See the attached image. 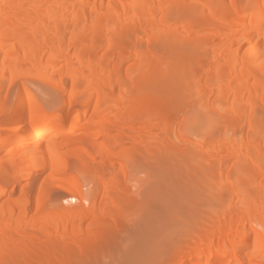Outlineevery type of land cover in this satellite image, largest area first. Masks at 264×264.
Returning a JSON list of instances; mask_svg holds the SVG:
<instances>
[{
    "label": "bare ground",
    "instance_id": "1",
    "mask_svg": "<svg viewBox=\"0 0 264 264\" xmlns=\"http://www.w3.org/2000/svg\"><path fill=\"white\" fill-rule=\"evenodd\" d=\"M1 152L0 264H264V0H0Z\"/></svg>",
    "mask_w": 264,
    "mask_h": 264
},
{
    "label": "rangeland",
    "instance_id": "2",
    "mask_svg": "<svg viewBox=\"0 0 264 264\" xmlns=\"http://www.w3.org/2000/svg\"><path fill=\"white\" fill-rule=\"evenodd\" d=\"M39 80H41V79H37V81H36L37 84L42 85V86H45V87L47 86L46 88H48L49 90H51V89H52V91L54 90V88H53L51 85H50V86H51V87H50V86L48 85V83H47V84L45 83V81H43V80H42V81H39ZM43 82H44V83H43ZM50 88H51V89H50ZM85 120H87L86 117L81 118V119H80V122H81V123H85V122H86ZM15 127H17V126H14V125H13V126H12V125H6L4 128L6 129V132H12L13 130L16 129ZM91 127H92V128H96V127H94V126H87L88 129L91 128ZM66 129H68L67 126H66L65 130H66ZM75 131H76V130H75ZM75 131H74V133H78L77 131H76V132H75ZM79 132H80V131H79ZM134 134L139 135L141 138H142V137H145V136L139 134L138 131L134 132ZM146 138H147V141H150V143H151L150 137H149V138H148V137H145L144 139H146ZM148 139H149V140H148ZM13 145H14L13 143H9V144L7 145V149L12 148ZM126 145H127L128 147L131 146V145H129V144H126ZM70 147H71V146H69L68 149H70ZM128 147H127V148H128ZM194 147H195V146H194ZM129 148H130V147H129ZM195 148L198 149V147H195ZM118 149H119V148H118ZM119 151H120V150H119ZM5 156H6V153H4V152H1V153H0V163L3 162V161L1 162L2 159L5 160V158H4ZM7 156H8V155H7ZM141 169H142V170H141ZM144 169H145V168H138L136 171L134 170V172L131 173L132 175H131V178H130V179H133V180H134V178L136 177L137 174H138V176L136 177V179H135L134 181H133V180L129 181V182H130L129 184H130L131 187H133L134 185H135V186H140V184H141L142 187L145 185V187H143V195L145 194V196H143L142 194L138 195V194H136V193L134 192V193H131L128 197H129V198L131 197L132 200H134V198L137 197V198H140V200H142V201L145 200L144 202H146V200H147L148 203H149V201L151 202V203H149V204L154 205L153 203L157 204L156 202L159 201V195H158V194H154L155 196H154V195L151 196V195H150L151 193H148V190H151V188H154V187H156L157 185H159L158 183H161V181H160L158 178H157V179H154L155 177H154V178L149 177L147 174H145L146 171H143ZM140 171H142V172H140ZM135 172H136L137 174H136ZM138 172H140V174H139ZM46 173H47V172L44 173L45 176H46ZM141 173H143V174H141ZM44 174H43V175H44ZM144 174L147 175V178H146V176H145ZM139 175H140V177H139ZM141 175L143 176V178H141ZM42 177H43V176H42ZM138 177H139V178H138ZM144 177L146 178V180H144ZM43 178H44V177H43ZM137 178H138V181H137ZM148 179H149V180H148ZM151 179H152V180H151ZM153 179H154V180H153ZM42 180H43V181H42ZM141 180H142V183L140 182ZM22 181H23V182H22ZM22 181L20 182V186L22 185L21 187H23L22 189H28L27 187H28L29 185H31V186L33 185L32 179L30 180V178H29V179H26V180L24 179V180H22ZM143 181L145 182L144 184H143ZM153 181H154V182H153ZM41 182H44V179L41 178ZM132 182H134V183H132ZM135 182L138 183V185H136ZM157 182H158V183H157ZM31 183H32V184H31ZM85 183H86V182H85ZM87 184H88V183H87ZM87 184H85V188H86V186H87V188H86L85 190H86V192L89 194L88 191L92 190V188L90 189V187H91L90 184H92V183H90V184H88V185H87ZM142 184H143V185H142ZM146 184H148V185L151 186V187L148 188V187H147L148 185H146ZM156 184H157V185H156ZM132 185H133V186H132ZM20 186L18 187V189L20 188ZM24 186H25L26 188H25ZM50 186H51V185H49V189H51V191L49 190V193L47 194V200H48V205H49L48 207H52V206H53V207H58V206H60L59 208H62V207H64V206H73V207H74V206L77 204V201H75L74 198H72V199H69V198H68V199H69V200H68L66 197H63L64 195H62L63 198L61 197V194L63 193V190H64L63 188H62V189L59 188L60 186H58V188H53V185H52L51 188H50ZM92 186H93V185H92ZM93 187H94V186H93ZM29 188H31V187L29 186ZM144 188H146V189H144ZM18 189H17V190L14 192V194L12 195V198H13V199H18V198L21 196V193H20V191H19L21 188H20L19 190H18ZM89 189H90V190H89ZM146 192H147L148 195L146 194ZM64 193H65V192H64ZM157 195H158V196H157ZM142 196H143V197H142ZM149 196H150V197H149ZM8 198H9V195H6L5 198H4V201L7 200ZM64 198H65V199H64ZM131 198H130V199H131ZM137 198H136L135 200H139V199H137ZM142 198H143V199H142ZM155 198H156V199H155ZM66 199H67V200H66ZM99 200H100V195H99ZM147 202H146V203H147ZM88 207H89V206H88V202H87V208H88ZM31 212H32V210H31ZM31 212H30V213H31ZM127 227H129L130 229L127 228ZM127 227L124 229V231L126 230L125 233H124L125 236H124L123 234H120V233H119L120 235H118V236H120V237L117 236V238L114 239L115 241L112 240V242H113L114 244L111 242V243H110L111 245H114V246L117 245V247H120V246L118 245V244H120L122 248L126 247L125 244H128V243H126L125 241L129 242V240H130L129 237H131V235H133L134 233H136V231H138V230H137L138 228H137L136 225H132V224H131V225L127 226ZM135 227H136V228H135ZM132 228H133V231H134V228H135L134 233H132L133 231L131 232ZM127 229H129L130 231L127 230ZM157 229H158V228L156 227L155 230H157ZM122 232H123V231H122ZM122 232H121V233H122ZM127 232H128V233H127ZM130 232H131L132 234H131ZM121 235H122V236H121ZM121 237L123 238V240H122ZM124 237H125V238H124ZM127 237H128L129 240H127ZM119 239H121V240H119ZM117 240H118L119 242H118ZM120 242H121V243H120ZM122 242H123L124 244H123ZM122 245H123L124 247H123ZM121 247H120V248H121ZM112 253H113V252H112ZM112 253H111V252H110L109 254L107 253V255H105V259H101V262H102L103 264H104L105 262H106L105 264H121V263H122V259H121V257L118 256V255H114V254L112 255ZM112 256H113V258H111ZM117 256H118V258H117ZM106 257H107L108 259H107ZM115 257H116V258H115ZM109 258H110V259H109ZM119 258H120V259H119ZM116 259H117V263H116V262L113 263L114 261H116ZM105 260H106V261H105ZM109 260H110V261H109ZM119 260H120V261H119ZM118 261H119V263H118ZM109 262H110V263H109ZM111 262H112V263H111Z\"/></svg>",
    "mask_w": 264,
    "mask_h": 264
}]
</instances>
